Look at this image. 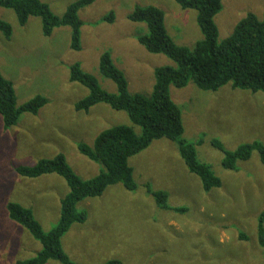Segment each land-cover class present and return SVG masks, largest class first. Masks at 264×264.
Wrapping results in <instances>:
<instances>
[{
  "label": "rangeland",
  "instance_id": "374dc122",
  "mask_svg": "<svg viewBox=\"0 0 264 264\" xmlns=\"http://www.w3.org/2000/svg\"><path fill=\"white\" fill-rule=\"evenodd\" d=\"M41 1L62 16L77 0ZM221 3L214 17L218 41L228 37L248 13L260 19L264 12V0ZM136 6L161 9L165 28L176 44L192 47L202 37L196 11L180 7L175 0H93L78 10L79 50L70 46L69 26L44 36L39 17L20 25L12 9L0 6V19L12 27L9 39L0 32V72L13 83L17 105L37 95L47 100L37 113H23L14 126L5 128L0 116V264H14L41 249L24 227L8 217V204L31 209L42 230L48 231L60 218V200L67 189L57 174L30 178L19 175L15 167L33 166L42 158L62 154L81 179H89L104 165L82 155L77 144L92 145L104 128L132 125L125 111L104 103L91 111L76 109L89 91L70 80V66L79 63L102 89L114 93V81L98 67L100 55L107 51L123 73L129 93L144 95L152 92L156 68L176 66L138 41L147 26L129 20ZM110 12L112 21L105 19ZM169 91L182 111V138L193 142L202 138L195 146L196 156L210 166L220 186L205 191L200 178L185 165L177 143L155 140L129 158L134 190L121 184L108 186L100 196L88 199L89 204L76 205L90 217L72 224L62 236L65 252L77 264H104L111 259L121 264H264V246L257 237L264 211V166L259 154L254 150L228 169L221 164L224 153L212 144L216 140L226 151L253 141L264 145V93L230 84L206 91L192 81L181 88L171 85ZM82 126L90 130L79 135L76 130ZM148 188L166 192L169 208L159 206Z\"/></svg>",
  "mask_w": 264,
  "mask_h": 264
},
{
  "label": "trees",
  "instance_id": "16d2710c",
  "mask_svg": "<svg viewBox=\"0 0 264 264\" xmlns=\"http://www.w3.org/2000/svg\"><path fill=\"white\" fill-rule=\"evenodd\" d=\"M93 0H77L71 3L62 16L54 14L41 0H0V6L12 9L18 23L24 25L30 17H39L42 34L50 36L60 26L70 27V46L80 49L82 21L78 10ZM182 8L196 11V19L202 37L192 47L176 44L164 25V12L155 6L138 7L128 15L129 20L143 22L147 33L140 35L138 41L151 53H161L176 63L154 70V84L150 95L129 93L123 73L116 67L109 52L99 58L102 75L114 81L116 92L102 89L95 77L74 63L69 69V78L88 88L89 93L75 105L78 110H89L98 103L110 105L115 110L125 111L132 125H113L101 130L92 145L78 143V151L104 165V168L89 179H81L71 168L62 154L52 158H42L33 166H16L15 171L22 176L35 178L44 174H57L66 181L68 193L60 200V218L48 231L42 230L34 218L32 210L15 202L7 206L8 217L24 227L40 244L41 249L32 257L17 260L14 264H46L56 260L61 264H77L65 252L61 238L74 223H83L86 212L76 205L86 198L100 196L106 187L121 184L134 190L133 167L129 158L145 150L150 144L162 138L175 141L185 165L197 175L202 188L209 191L221 184L210 166L202 163L196 156L195 146L202 138L189 141L182 138L184 127L182 111L170 96V86L181 88L192 81L199 89L216 91L230 84L232 88L264 93V12L259 19L248 13L238 21L233 32L218 41L215 15L221 10V0H175ZM105 19L113 20L110 12ZM0 32L6 39L12 34L11 25L0 19ZM47 100L37 95L27 102L17 105L13 83L0 72V116L5 128L14 126L23 113L35 114ZM135 126L137 128H135ZM212 144L224 153L222 166L234 169L237 160L248 159L256 150L264 166V145L259 141L240 144L233 151L223 149L218 141ZM148 190L161 207H168L164 191ZM169 208V207H168ZM264 211L260 214L257 237L264 246ZM243 236V235H242ZM104 264H121L111 259Z\"/></svg>",
  "mask_w": 264,
  "mask_h": 264
},
{
  "label": "crops",
  "instance_id": "0c3cea01",
  "mask_svg": "<svg viewBox=\"0 0 264 264\" xmlns=\"http://www.w3.org/2000/svg\"><path fill=\"white\" fill-rule=\"evenodd\" d=\"M30 18H33V17H30ZM30 18H29V19H30ZM29 19H28V20H29ZM100 104H102V103H100ZM98 106H99V103L96 104V106H95V105L92 106V107L90 108V111L93 110L95 107L98 108ZM88 112H89V111H88ZM104 129H105V128H104ZM89 130H90V127L82 126L81 129L79 128V129L76 130V131H77V134L82 135V134H87ZM102 130H103V129H102ZM100 131H101V130H100ZM100 131H99V132H100ZM99 132H97V134H98ZM95 137H96V136H95ZM79 143H80V142H79ZM82 143H85V142H82ZM91 160H92V159H91ZM92 162H95V161L93 160ZM87 166H89V165H87ZM44 175H45V174H44ZM58 176H59V175H58ZM80 177H81V176H80ZM82 179H83V178H82ZM65 182H66V181H65ZM114 185H116V184H114ZM66 186H67V184H66ZM111 186H113V185H110V187H111ZM110 187H109V188H110ZM109 188H108V189H109ZM108 189H107V190H108ZM68 191H69V188H68V186H67V189L65 190L64 193L67 194ZM94 198H96V197H94ZM94 198H86V199L82 200L81 202H79L78 204H84V203L88 202V199H94ZM88 204H89V202H88ZM88 204H87V205H88ZM89 217H90V213L87 215V220H88ZM87 220H86V221H87ZM86 221H85V222H86ZM14 222H15V221H14ZM15 223H16V222H15ZM17 224H18V223H17ZM18 225H19V224H18ZM73 225H74V224H73ZM73 225H72V226H73ZM80 225H81V224H80Z\"/></svg>",
  "mask_w": 264,
  "mask_h": 264
}]
</instances>
